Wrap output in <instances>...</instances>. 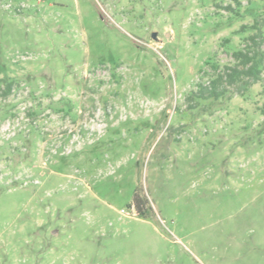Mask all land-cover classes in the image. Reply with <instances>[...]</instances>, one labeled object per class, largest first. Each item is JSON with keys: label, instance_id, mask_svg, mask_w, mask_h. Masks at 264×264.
Returning <instances> with one entry per match:
<instances>
[{"label": "rangeland", "instance_id": "374dc122", "mask_svg": "<svg viewBox=\"0 0 264 264\" xmlns=\"http://www.w3.org/2000/svg\"><path fill=\"white\" fill-rule=\"evenodd\" d=\"M263 21L264 0H0V264H264V70L192 94Z\"/></svg>", "mask_w": 264, "mask_h": 264}, {"label": "trees", "instance_id": "16d2710c", "mask_svg": "<svg viewBox=\"0 0 264 264\" xmlns=\"http://www.w3.org/2000/svg\"><path fill=\"white\" fill-rule=\"evenodd\" d=\"M257 24L255 22L252 26L257 32L246 39L242 48L231 53L232 65L224 66L221 70H218L215 63L206 62L210 65L211 70L215 72V75L208 83L199 85L198 89L192 92L193 96L199 100H217L227 93V87H235L234 92L237 95H243L248 88L260 81L264 70V50H262L264 35L260 28L256 27ZM189 99L190 97L186 98V101ZM134 200L137 216L144 217L137 198Z\"/></svg>", "mask_w": 264, "mask_h": 264}, {"label": "water", "instance_id": "95a60500", "mask_svg": "<svg viewBox=\"0 0 264 264\" xmlns=\"http://www.w3.org/2000/svg\"><path fill=\"white\" fill-rule=\"evenodd\" d=\"M153 37H154V35H153Z\"/></svg>", "mask_w": 264, "mask_h": 264}]
</instances>
